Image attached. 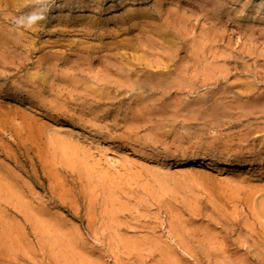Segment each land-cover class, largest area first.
Here are the masks:
<instances>
[{"label": "rangeland", "instance_id": "rangeland-1", "mask_svg": "<svg viewBox=\"0 0 264 264\" xmlns=\"http://www.w3.org/2000/svg\"><path fill=\"white\" fill-rule=\"evenodd\" d=\"M170 7L184 20L172 26L187 42L181 40L182 50L175 58L184 67L181 79H176L184 88L156 94L154 105H148L154 111L149 117L152 123L143 122L144 115L134 106L139 99L136 93L109 91L114 100L94 103V95H100L90 91L92 83H84L86 78H72L62 60L63 54L70 55L77 47L69 50L55 43L61 37L51 35L52 40L46 32L36 33L37 28L29 31L17 27L13 22L18 14L13 21L0 14V34L4 22L15 35L23 32L20 47L17 45L15 50H7L0 42V57L5 55L0 58V264H264V159L252 158L254 162L244 168L222 166L216 160L187 162L201 155L221 159L225 152L247 155L255 154L249 147L264 148V113L263 117L258 115L264 110V41L250 38L251 42L236 29L217 44L210 39L209 27L213 25L207 17L205 20L195 10L192 14L186 6L171 3ZM198 36L206 40L201 49L202 53L209 50L208 56L197 53L196 47L201 45ZM189 41L192 48L187 45ZM144 45L137 44L126 56H142L147 65L156 61L150 46L147 49ZM240 46L249 54L248 61L247 55L238 61H246L242 65H250L249 71L258 72L259 77L235 71L225 81L221 77L224 67L212 68L226 62L224 53L230 56L232 49L241 50ZM188 47L197 50L194 58L188 56ZM209 55H214V60ZM253 57L261 60L260 65L256 62L252 67ZM170 69L175 66L171 64ZM219 84H228V92L244 97L236 102L245 103L246 108H238V115L230 113L229 118L213 126L209 121L215 113L204 110L215 102L212 95ZM241 84L251 86L250 95L246 86L244 93ZM90 92L92 96L86 94ZM259 101L262 104H256ZM124 104H130L126 112L119 109ZM202 112L207 113V120L199 118ZM160 122L167 131L153 125ZM182 123L190 124V129L182 128ZM226 126L234 129L231 132ZM254 130L259 135L255 131L254 136ZM247 136L249 140L243 141ZM155 152L166 160L152 162L149 154ZM182 156L186 163L179 161Z\"/></svg>", "mask_w": 264, "mask_h": 264}, {"label": "bare ground", "instance_id": "bare-ground-1", "mask_svg": "<svg viewBox=\"0 0 264 264\" xmlns=\"http://www.w3.org/2000/svg\"><path fill=\"white\" fill-rule=\"evenodd\" d=\"M167 1H170L169 7L167 6L168 8L165 6ZM40 2H41V0H0V14L3 15V17L6 18L7 21H10V20L13 21L16 17L15 14H18L21 16L25 13H29V12L35 10L37 7H39ZM47 3L49 6H48V10L45 14L46 18L43 21L39 22L34 27L30 28L29 31L30 30L33 31L35 28H37L35 31L36 33H39L40 31H43L44 33L46 32L48 38H51V35H53V38L58 37V39H59L61 37L62 39H59L56 42L55 41L54 42L58 43V44L60 43V46H61V44H63L62 45L63 48L66 47L69 50H72L75 47L78 48V49L72 50L70 55L63 54L62 60L66 66L65 68H67L69 71H71L70 75L72 78L80 77L83 80H85V78H86L87 80H85L84 83H92V85L90 87L91 88L90 91L96 92L100 95V96L94 95L93 98H94L95 104H98L101 101L103 102V101L114 100L113 98L109 97V95H108L109 91H110V93L111 92L115 93V91H118L119 92L118 94H120L123 91H129L132 93H136L135 95L139 99L137 101L135 100L134 106L139 108V110H140L139 112L141 115L142 114L144 115V117H143L144 121L143 122H149V121L151 122L152 118L150 119L149 117H151L152 115L154 116V113H153L154 111L150 110L148 105H152V106L154 105V102L156 101V99H155L156 94H159L161 92L166 93V92L173 90V89L180 91V90H183V88H184L183 87L184 84H181L180 82L176 81V79H181L182 73H183L182 68H184V67L177 64L176 59H175L177 57V55L179 54V51L182 50V48H180V44H181V40L184 39L183 38L184 36L181 37L183 34L181 35L179 30L172 27L175 23L178 24V21L182 22L184 20L180 19L182 16H178L179 14L175 13L174 11L173 12L171 11V10H173L170 7L171 3H172V6H176V5L181 6L182 5V6H186L188 9H192V11H189L192 14H193L194 10L199 11L200 12L199 14H201V16L204 15L203 16L204 19L207 17L208 19L207 20L205 19V20L209 21L213 25L212 27H209L210 28L209 31H212L211 36H210L212 38H210V39L216 40L217 44L224 41L225 35H227V32H230V31L233 32L236 29H238L240 31L241 36L249 38L248 40H250V41H251L250 38H252V39L254 38L255 41L258 39L257 40L258 42L262 41V40L264 41V0H47ZM149 4L152 5L154 9L152 7H151L152 9L149 8L150 7V6H148ZM165 7L167 9H165ZM180 9H181V7H180ZM154 10H157V11L154 12ZM178 11H180V10H178ZM185 11H186V9H185ZM157 12H159V13L157 14ZM186 12H188V10ZM197 15H198V13H197ZM201 16H196V17L199 18ZM189 17H190V15H189ZM191 17H193V16H191ZM4 18H2V20ZM184 19L187 20V18H184ZM6 20H4V21H6ZM205 20H204V23H205ZM184 23L186 24V21ZM202 23H201V25H202ZM232 24H235V26H232ZM1 25L2 24H0V30L2 29ZM3 25H5V28L3 29L2 34H0V42L3 43V46L7 50H15L16 46L18 44H20L19 42H22L21 38H23V37H21V35L23 36V32L20 36L15 35L17 33H13L12 31L7 30L8 26L5 22L3 23ZM201 25H200V27H201ZM236 25L239 26L240 29L237 28ZM208 26H210V25L208 24ZM26 29H28V28H26ZM194 30H196V29H194ZM238 30H237V32H238ZM224 31L226 32V34ZM35 32H33V33L35 34ZM44 33H43V35H45ZM197 33H200V32H197ZM18 34H20V33H18ZM191 34H190V36H193ZM236 35L239 36V34H236ZM198 37H197V39L200 40L198 44H201V45H198L196 47L198 50L197 53H199V52H201V54L205 53L203 55L208 56L209 50L208 51L205 50L208 53L207 52L202 53V50H204V49H201V47L203 48L202 44H204L206 40L202 36L201 37L198 36ZM205 37H207V36H205ZM194 38H195V36H194ZM194 38L192 40L193 43L195 40ZM226 38H227V36H226ZM52 40H55V39H52ZM184 40L186 42V39H184ZM184 40L182 42H184ZM207 40L211 42V40H209V39H207ZM230 40L231 39H226V41H228V42H230ZM245 40H242V42H244ZM247 41H245V42H247ZM250 41H249V43L248 42L247 43L250 44ZM46 42H44V44ZM135 42L140 47L141 46L143 47V44L145 43L144 47L147 46V49H148V46H150L149 49L151 50L152 53L155 54V55L154 54H152V55H154L156 57L155 58L156 61L151 62L150 63L151 65L149 63H148L149 65H147V62L144 63L142 61V60L145 61L144 57H142V56L136 57L134 54H132L131 59L129 57H127L126 56L127 51H130V49L135 50V46H137V44ZM190 42L191 41H189V44H187L188 46H190V44L192 43V42L191 43ZM251 42H253V41H251ZM50 43L48 42V44H45V45L49 46ZM207 43H209V42H207ZM214 43H215V41H214ZM96 44H97V47L95 46L96 48L94 49L93 46ZM229 45H230V49H231V44H229ZM241 45L244 46L245 44L244 45L241 44ZM253 45H254V43H253ZM242 46H240L241 50L236 49V48H235V50L232 49V51L230 52V56L226 55L224 53V55L226 57V62L225 61L222 62L223 64L219 62V63H217V65L214 63L215 66H213L212 70H214V67H216V66L217 67L219 66V68L224 67V69H222V72H221V77H223V79L226 78L230 72H235V71L240 73V74H243V75L244 74L252 75L253 74L252 71L251 72L249 71L251 69L250 65L244 66L242 64L246 61H244V62H242L241 60H240V62L238 61V59H242V57L249 54L248 51H246L247 49H245V51L242 50V49H244V47H242ZM190 47L192 48V46H190ZM246 47H247V45H246ZM55 48H56V45H55ZM183 48H185V47H183ZM208 48H210V45ZM215 48H218V46ZM224 48H222L223 50L222 49L221 50L224 51L227 48V46L225 49ZM211 49H213V48H211ZM88 50H95L94 51L95 53L92 54ZM189 50H190V48H189ZM197 50L195 49V51H194V49H192V50H190L189 55L186 53L185 54L188 56L191 55L190 57L194 58V54L196 53ZM213 50L215 51V49H213ZM29 51H32V50H29ZM218 51L216 53H218ZM9 52H11V51H9ZM221 52L219 51V54ZM254 52H252V53H254ZM6 53H7V51H6ZM210 53L214 54L215 52L213 53V51H212ZM226 53H227V51H226ZM228 54H229V51H228ZM234 54L236 56L240 55L241 58H238L236 56L234 57ZM152 55H151V57L153 58ZM214 55L212 57H214ZM224 55H221V56H224ZM253 55H255V54H252V56ZM4 56H1V57H4ZM215 56L217 57V54ZM184 57L186 58L187 56H184ZM199 57H197V58H199ZM212 57L210 58V55H209V59L214 60ZM218 57H219L218 58L219 60L222 58L220 56H218ZM225 57H223V58L225 59ZM227 57L229 59H227ZM189 58L187 60H189ZM250 58H252V57H250ZM253 58H255V57H253ZM256 58L253 59L255 62H252V63H254V65L252 67L256 66L255 65L256 62L261 61V60L256 61ZM2 59H4V58H2ZM204 59H202V60H204ZM207 60L205 59V61H207ZM246 60L248 61V55H247ZM193 61H194V59H193ZM193 61H191V62H193ZM195 62H196V60H195ZM259 62H258V64L260 65L261 62L260 63ZM23 64H24V62L21 63V65H23ZM171 64L173 66H175L174 70L170 69ZM186 64H187V62H186ZM211 64H213V63H211ZM192 65H194V62ZM203 65H201V66H203ZM207 65L206 66L209 67L210 64L208 63ZM257 67H255V68H257ZM262 67L263 66H261L259 68H262ZM201 68H203V67H201ZM255 68H254V70L256 71ZM67 69H65V70H67ZM86 70H87L88 74L85 72ZM195 70L193 69V72ZM204 70H206V69L204 68ZM191 71L192 70H190V72ZM219 71H221V70H219ZM204 72L202 70V73H204ZM206 72H207V70H206ZM259 72H260V70H259ZM261 72H263V71L261 70ZM187 73H186V76H187ZM196 73L199 74L200 71L198 72V70H197ZM202 73H201V75H202ZM194 74H195V72H194ZM206 74L209 75L208 73H206ZM256 74H255V76L259 77ZM262 74H264V72ZM86 75H89V76H86ZM211 75H213V74H211ZM218 75L220 76V73ZM46 76L47 75H45L43 78L46 79L47 78ZM199 76H200V74H199ZM203 77H206V75ZM207 77H206V79H207ZM256 77H254V79ZM241 78L242 77H240V79ZM206 79L205 80L201 79V80L203 82V80L206 81ZM250 79H253V78H250ZM261 79L262 78H260V80ZM227 80H225V81H227ZM263 80H261L259 84H262L261 82ZM30 82H32V81H30ZM253 82L254 81H252V83ZM214 85H215V83H214ZM226 85H228V84H225L224 87H220V84H219L218 85L219 87L217 86V88H214L217 90H215L214 95H212L213 93L211 95L214 97L215 102L213 103V105H210L206 110L203 109L204 111H207V113L208 112L210 114L215 113L214 116L213 115L210 116V118H212L213 120L209 119L210 120L209 122L213 121V123H212L213 126L217 125L222 120H225V118H227L230 113L236 112L238 115V112H239V111H237L238 108H242V107L244 108L246 106L243 101L242 102L244 103V105H242L239 102H236L238 99L244 98V97H242L239 93L234 92V91L228 92ZM232 85H233V83H231V86ZM241 85H243L242 88L244 91V87L246 86V84L245 85L241 84ZM252 85H255V83H253ZM32 86H38V84L32 83ZM239 87L241 88V86H239ZM246 87H247L246 92H248V89H250L251 86L249 88H248V86H246ZM254 87L255 86H253L252 88H254ZM222 88L224 89L223 91L226 94L221 93ZM231 89L232 88L229 87L228 90H231ZM255 89L256 88H254V90ZM234 90L236 91L235 88H234ZM254 90H252V91H254ZM237 91H238V89H237ZM249 91L251 92V89ZM37 92H39V91H37ZM246 92L244 91L245 94H246ZM250 92H248L249 95H250ZM244 93H243V95H244ZM86 94L91 95V92L86 93ZM40 95L42 96V94H40ZM253 96H255V95H253ZM117 97H118V95L115 96V98H117ZM252 98L254 99V97H252ZM256 100H258V99L256 98ZM208 101L210 102V100H208ZM249 101H251V100H249ZM261 101L256 102V104L261 103ZM208 103H207V105H208ZM246 103H248V102H246ZM129 105L130 104H124V108L122 106L119 109H124V112H126ZM205 105H204V107H205ZM249 105H251V104L249 103ZM262 105L264 107V102ZM262 105H260V106H262ZM232 106L235 107V110L231 109ZM129 109H130L129 112L131 111L130 114L133 115L132 108L130 107ZM141 109H145V110H141ZM247 109H248V107H247ZM261 109H262V107H261ZM196 110L197 109H194V111H196ZM230 110L233 112H231ZM241 112H243V109ZM207 113L202 112V114L200 115L199 118L205 117V119H203V120H207L206 119V117H208ZM262 113H264V110L259 111V113H258L259 117H261V116L263 117ZM157 114H158L157 116L163 117V115H159L158 112H157ZM173 114H175V113H173ZM246 114H248V113H246ZM249 114H250V111H249ZM256 114H254V115H256ZM137 115H138V113H137ZM234 115H235V113L232 114V116H234ZM251 115H252V109H251ZM251 115H249V116H251ZM258 115H256V117H258ZM157 116H155V117H157ZM170 116L173 117L174 115H170ZM176 116H178V114ZM240 116H242V115H240ZM159 117H157L158 118L157 120H159ZM235 117H237V116H235ZM145 118H147L148 120ZM241 118H243V117H241ZM244 118H245V116H244ZM200 120H198V121H200ZM230 120H232V119H230ZM256 120H258V118ZM250 121H248L249 124H250ZM153 125H155V127L157 125L158 127L165 129V126L162 122H160L159 125L157 123H155ZM256 125L258 127L259 124H256ZM244 126H242V127H244ZM181 127L188 131L190 129V124L185 125L184 123H182ZM237 127H239V126H237ZM226 128H227V126H226ZM252 128H254V127H252ZM227 129H229V127ZM232 129H234V128H232ZM261 129H262V127H260V130ZM158 130H160V128H158ZM222 130H223V128H222ZM256 130H254V132H251L254 134V136H257L255 134ZM165 131H167V130L165 129ZM242 132H243V130H242ZM263 133H264V130H263ZM263 133L261 132V134H263ZM257 134H258V132H257ZM239 136H241V135H239ZM248 137L249 136H247L245 140L243 139V141H246L248 139ZM243 138H245V137L243 136ZM261 138H263V136ZM240 139H242V138H240ZM250 141H253V140H250ZM261 141H264V139ZM256 142H257V139H256ZM252 144H254V143L252 142ZM256 145L258 146V143H256ZM256 145H255V147H256ZM247 146H249V145H246V148H247ZM249 149L254 150L255 154L254 153H248L247 155H244V153L241 152V154H232L233 155L232 156V155H229L228 153L226 154V152H225L224 154L221 155V159H216L211 154L212 156L211 155H209V156H205V155L196 156L195 158L188 159L189 161H187V162L191 163V164H195V163L203 164L202 161H206V160L207 161H209V160L215 161L216 160L218 162V164H220L222 166H229V167L236 166L239 168H244L246 166H249L251 164V162H254L252 158L256 157L260 161L264 159V148H261V146H260V149L259 148L258 149L251 148V147H249ZM203 150H205V149L203 148ZM149 155H150V158L152 159V162H154V163H160V162L166 160L165 157H163L162 155H160L156 152L150 153ZM174 160L177 161L178 158H174ZM186 160L187 159L184 156H182V158L179 159V161L182 163H186ZM231 160L236 161V165H233ZM254 160H256V159H254Z\"/></svg>", "mask_w": 264, "mask_h": 264}, {"label": "clouds", "instance_id": "clouds-1", "mask_svg": "<svg viewBox=\"0 0 264 264\" xmlns=\"http://www.w3.org/2000/svg\"><path fill=\"white\" fill-rule=\"evenodd\" d=\"M48 6L47 0H41L39 7L16 18L14 24L17 27H24L28 29L34 27L46 18L45 14L48 10Z\"/></svg>", "mask_w": 264, "mask_h": 264}]
</instances>
